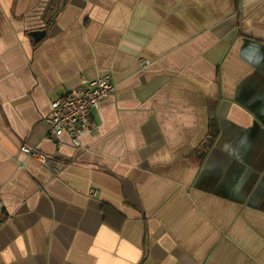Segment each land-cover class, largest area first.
Masks as SVG:
<instances>
[{
	"label": "crops",
	"instance_id": "obj_1",
	"mask_svg": "<svg viewBox=\"0 0 264 264\" xmlns=\"http://www.w3.org/2000/svg\"><path fill=\"white\" fill-rule=\"evenodd\" d=\"M0 201V264H264V0H0Z\"/></svg>",
	"mask_w": 264,
	"mask_h": 264
},
{
	"label": "built area",
	"instance_id": "obj_2",
	"mask_svg": "<svg viewBox=\"0 0 264 264\" xmlns=\"http://www.w3.org/2000/svg\"><path fill=\"white\" fill-rule=\"evenodd\" d=\"M114 91L112 76L106 74L96 79L82 80L78 88L52 101L50 115L46 119L49 125L48 139L59 141L67 136L72 147H81L82 139L93 132L91 125L93 111L98 110L100 104ZM20 151L52 174H57L63 167L61 163L36 148L24 145ZM2 208L0 201V227L3 224Z\"/></svg>",
	"mask_w": 264,
	"mask_h": 264
},
{
	"label": "water",
	"instance_id": "obj_3",
	"mask_svg": "<svg viewBox=\"0 0 264 264\" xmlns=\"http://www.w3.org/2000/svg\"><path fill=\"white\" fill-rule=\"evenodd\" d=\"M53 3L51 2V4L49 5L48 9H52ZM46 34V31L44 30H39V31H34L31 33V36L34 38V40L39 41L41 40Z\"/></svg>",
	"mask_w": 264,
	"mask_h": 264
}]
</instances>
